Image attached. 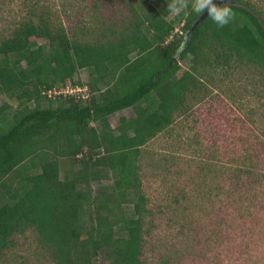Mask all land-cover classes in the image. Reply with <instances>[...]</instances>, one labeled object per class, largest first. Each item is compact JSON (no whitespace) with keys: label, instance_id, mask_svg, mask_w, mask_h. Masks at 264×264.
Segmentation results:
<instances>
[{"label":"trees","instance_id":"16d2710c","mask_svg":"<svg viewBox=\"0 0 264 264\" xmlns=\"http://www.w3.org/2000/svg\"><path fill=\"white\" fill-rule=\"evenodd\" d=\"M207 1L109 0L126 14L86 35L70 34L35 2L0 32V188L6 187L0 194V261L30 234L51 264H99L101 249L110 252L112 264H146L154 213L143 187V147L189 109L188 96L211 72L226 76L248 67L264 75V0H227L186 43ZM225 13L221 26L216 18ZM181 22L185 34L173 35ZM186 56L191 66L180 73L179 59ZM80 70L89 71V98L44 94L81 86ZM125 109L134 117L112 125L109 117ZM27 161L39 172L5 186L19 167L27 173ZM108 175L111 192L95 195L91 182ZM252 176L250 169L233 173L228 197L239 199L226 207L234 214L243 197L249 204L258 200L249 193L262 184ZM129 193L135 203L127 217ZM260 217L239 215V224L232 219L230 235L214 238L203 229V243L225 242L233 264H251L245 237L255 234Z\"/></svg>","mask_w":264,"mask_h":264},{"label":"rangeland","instance_id":"374dc122","mask_svg":"<svg viewBox=\"0 0 264 264\" xmlns=\"http://www.w3.org/2000/svg\"><path fill=\"white\" fill-rule=\"evenodd\" d=\"M35 2L38 10H45L55 23L63 24L70 34L77 35H86L102 28L111 17L119 19L126 14L118 2L114 5L115 1L109 3V0H31V5L26 0H0V32L25 17ZM182 26L183 22L176 24L173 35L183 36ZM179 63L180 73L187 71L191 56L179 59ZM88 74V70L77 71L82 87H87ZM206 77L188 96L189 109L143 147V187L154 213L146 264H233L228 259L225 242L203 243V229L214 238L230 235L236 228L232 219L238 223L239 215L260 213L263 217L253 229L255 234L245 237V241L251 245L250 263L264 264V178L258 179L260 174L264 175V75L242 67L226 76L216 71ZM87 93L90 96L88 90ZM3 101L0 95V106ZM122 116L134 117L131 109H125L111 115L109 121L117 126ZM26 165L27 173L19 167L5 180V186L15 187L24 174L39 172L29 161ZM249 169L253 172L252 178L262 184L255 183L249 193L258 200L249 204L248 197H243L244 202L239 203L234 214L233 209L226 207L239 199L236 195L228 197L234 193L233 173ZM63 175L61 167V179ZM112 178L108 175L100 177V182L92 181L94 194L110 193ZM246 178L247 175L242 176L243 180ZM83 188L78 186L79 190ZM4 189V186L0 188V194ZM129 194L123 206L127 217L135 203ZM37 244L30 234L20 237L17 249L7 254L0 264H51L44 252H38ZM97 260L99 264H112V256L106 249L99 251ZM242 261L247 264L245 259Z\"/></svg>","mask_w":264,"mask_h":264},{"label":"built area","instance_id":"2783aa9c","mask_svg":"<svg viewBox=\"0 0 264 264\" xmlns=\"http://www.w3.org/2000/svg\"><path fill=\"white\" fill-rule=\"evenodd\" d=\"M182 34V32H180ZM88 88L82 86H65L58 87L44 92L49 98H54L55 96L62 95L66 96H76L82 99H86L89 95L87 93Z\"/></svg>","mask_w":264,"mask_h":264},{"label":"water","instance_id":"95a60500","mask_svg":"<svg viewBox=\"0 0 264 264\" xmlns=\"http://www.w3.org/2000/svg\"><path fill=\"white\" fill-rule=\"evenodd\" d=\"M227 3L226 0H208L206 3V7L204 12L202 13V15L198 18L197 21H195V23L193 24V26L191 27V29L189 30V32L187 33V42L190 40L193 32L195 31V29L198 27V25L215 9L225 5Z\"/></svg>","mask_w":264,"mask_h":264},{"label":"clouds","instance_id":"9594fccd","mask_svg":"<svg viewBox=\"0 0 264 264\" xmlns=\"http://www.w3.org/2000/svg\"><path fill=\"white\" fill-rule=\"evenodd\" d=\"M228 15H229L228 13H225L223 17H217L216 18V22L218 24H220L221 26H223L224 24L227 23V17H228Z\"/></svg>","mask_w":264,"mask_h":264}]
</instances>
